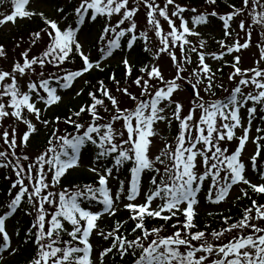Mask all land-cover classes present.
Wrapping results in <instances>:
<instances>
[{"label": "snow or ice", "instance_id": "obj_1", "mask_svg": "<svg viewBox=\"0 0 264 264\" xmlns=\"http://www.w3.org/2000/svg\"><path fill=\"white\" fill-rule=\"evenodd\" d=\"M222 3L0 0V264H264V0Z\"/></svg>", "mask_w": 264, "mask_h": 264}, {"label": "trees", "instance_id": "obj_2", "mask_svg": "<svg viewBox=\"0 0 264 264\" xmlns=\"http://www.w3.org/2000/svg\"><path fill=\"white\" fill-rule=\"evenodd\" d=\"M184 1H185V2H188V0H184ZM201 1H203V0H201ZM61 2H63V0H61ZM196 2L198 3L199 0H196ZM236 2H238V0H236ZM222 7H226V6L222 3V0H221V6H220V9H221ZM28 27H29V25H26V24L22 23V25H21V30H22V31H23V30H26ZM32 27H35V26L32 25ZM13 34H15V33L13 32ZM24 34L26 35L27 32L24 31ZM3 41H5V39L0 38V42H3ZM213 47H215V45H213ZM72 103H76V102H75V101H74V102L72 101ZM6 187H7V182L3 180V177H2V176H0V199L3 198V195H4V189H5ZM241 203H242V204H248L249 202H248L247 200H244V201H242ZM227 209H231V213H232L233 215H238V214H239V210H240V205H236V204H235V201L229 203L228 207L224 209V210H225V215L229 214L228 211H227ZM119 216H120L121 218H126L127 213L124 212V211H121V212L119 213ZM216 219L219 220V217H217ZM208 220H209V218L206 217V214H204V213L201 212V213H200V216H199V221H200L201 227H202L203 224H204L205 222H207ZM103 223L107 225V224H110L111 221H109V220H105ZM216 226H217V224H216V223H213V227H216ZM22 259H23V258H20V257L17 258V260H21V261H22Z\"/></svg>", "mask_w": 264, "mask_h": 264}, {"label": "rangeland", "instance_id": "obj_3", "mask_svg": "<svg viewBox=\"0 0 264 264\" xmlns=\"http://www.w3.org/2000/svg\"><path fill=\"white\" fill-rule=\"evenodd\" d=\"M181 2H183V3H186L184 0H181ZM203 1H201V0H199V2L198 3H202ZM220 11H227V8L226 7H222L221 9H220ZM50 15H51V13H49ZM22 23L23 22H21V25H22ZM216 34L217 35H219V32H218V30L216 31ZM0 35H2L3 36V38L2 39H5V41H3V42H5V43H10L8 40H7V35H8V33H7V28H5V29H0ZM245 66H247V63H246V65ZM225 71H227V69H225ZM74 102V101H73ZM76 103H77V101H75ZM69 103H72V101H69ZM229 205V204H228ZM228 205H224V206H222L223 208H226V207H228ZM201 212H203V211H201ZM204 213V212H203ZM205 214V213H204Z\"/></svg>", "mask_w": 264, "mask_h": 264}]
</instances>
